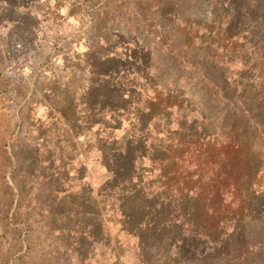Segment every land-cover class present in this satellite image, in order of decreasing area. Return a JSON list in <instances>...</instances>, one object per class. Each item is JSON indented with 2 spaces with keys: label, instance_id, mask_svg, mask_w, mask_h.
Returning <instances> with one entry per match:
<instances>
[{
  "label": "rangeland",
  "instance_id": "obj_1",
  "mask_svg": "<svg viewBox=\"0 0 264 264\" xmlns=\"http://www.w3.org/2000/svg\"><path fill=\"white\" fill-rule=\"evenodd\" d=\"M177 1L5 0L10 6L7 19L22 25L14 27L15 34L6 43L0 40V70L12 69L11 73L2 72L0 78V264H140L135 239L122 232L120 204H125V199H131L129 205L146 204L152 210L148 217L155 222L162 219L164 224L170 223L173 212L178 216L184 205L194 206L197 191L182 192L175 185L177 167L196 171L185 162L195 155L183 141L188 135H175L179 131L177 110L184 101L198 107L207 97L191 89L186 71L168 64L170 58L162 46L176 38L178 26H185L183 19L173 18L174 14L182 11L187 22L199 25L211 17V9L198 5L202 12L192 8L185 11ZM67 3L73 5L70 26L57 23L64 18V11L56 9ZM18 7L26 12L22 15ZM162 13L173 19L165 21ZM4 18L0 14V21ZM33 43L42 53L32 48ZM3 47L9 57L3 55ZM70 51L73 60L67 64L77 71L65 69L60 83L54 79L49 82L48 74L54 71L56 75L59 69L57 59L62 61ZM30 58L38 64L35 71L40 68L38 78L26 77L15 87L13 60L26 62ZM228 72L233 70L228 68ZM84 84L90 86L88 92L79 91ZM46 87L66 103L78 100L90 104L91 111L84 110L80 123L70 115L69 123L33 121L26 99L40 97ZM119 87L133 92L135 103L120 101L113 92ZM183 89L188 90L186 96ZM169 90H182L177 93L175 107L165 109L162 102L161 106H149L153 97L166 100ZM100 95L109 99L106 105L100 104ZM113 108L118 110L119 121L111 126L114 119L109 110ZM150 110L152 113L147 114ZM141 113L157 120L143 132L138 121ZM189 115L188 125L192 126L195 120ZM27 131L36 133L28 138ZM136 137L141 141L140 158H144L139 173L132 182L121 173L117 187L104 191L105 185L115 182L103 152L117 158L120 147ZM154 151L167 161L155 172L149 161ZM177 154L184 163L176 160ZM197 180L195 175L192 183ZM252 191H258L263 203L264 171L257 176ZM237 221L235 218L230 224L235 226ZM191 227L188 222L174 232L183 237ZM182 237L174 253L182 246ZM153 252V262L160 264L157 262L164 260L163 253L156 248Z\"/></svg>",
  "mask_w": 264,
  "mask_h": 264
},
{
  "label": "trees",
  "instance_id": "obj_2",
  "mask_svg": "<svg viewBox=\"0 0 264 264\" xmlns=\"http://www.w3.org/2000/svg\"><path fill=\"white\" fill-rule=\"evenodd\" d=\"M178 5L185 11L192 8L202 12L198 5L211 9V17L199 25L187 22L182 11L174 14L173 18L183 19L185 26H178L176 38L162 46L170 58L168 64L186 71L191 77V89L207 97L198 107L184 101L177 110L179 131L175 135H188L183 141L191 146L188 151L192 149L198 156L185 161L196 168L194 173L176 168L179 177L175 185L182 192L193 189L197 194L194 206L184 205L178 216L173 212L169 224L150 219L152 210L146 204L129 205L131 199H125V204H120L122 232L135 239L140 264L154 263L151 256L155 248L163 253L164 260L157 262L160 264H264V202H259L262 196L257 197L258 191H252L257 176L264 171V0H178ZM161 17L165 21L172 18L165 13ZM117 89L113 92L120 101L135 103L133 92ZM181 91L169 90L164 101L153 97L149 106L163 103L165 109L175 107ZM187 91L183 89L182 94L186 96ZM98 100L101 105L109 101L106 95H100ZM86 107L91 111L90 104ZM117 111L109 110L115 121L111 126L119 121ZM189 114L195 120L192 126L188 125ZM138 121L143 132L157 120L141 113ZM140 149L141 141L136 137L120 147L117 158L103 152L115 182L105 185L104 191L117 187L121 173L133 181L143 165ZM155 154L154 151L149 157L153 172L167 163L165 156ZM176 160L184 163L178 154ZM195 175L198 180L192 183ZM235 218L238 221L234 226L230 221ZM188 222L192 227L183 233V239L174 229ZM103 226L107 235L104 223ZM181 237L182 246L174 253ZM202 244L204 248H199Z\"/></svg>",
  "mask_w": 264,
  "mask_h": 264
},
{
  "label": "crops",
  "instance_id": "obj_3",
  "mask_svg": "<svg viewBox=\"0 0 264 264\" xmlns=\"http://www.w3.org/2000/svg\"><path fill=\"white\" fill-rule=\"evenodd\" d=\"M9 7L10 6L5 2V0H0V14H1V16H3V14L5 15V18L1 19V21H0V40L5 41V43L8 40H10L9 38L11 37L12 33L15 34L14 33L15 32L14 27L15 26L19 27L20 25H22L21 22H19V21H11V20L7 19L6 13L9 11V9H10ZM72 7H73L72 4L67 3L65 6H62L60 8L58 7L56 9L58 12L64 11V15H63L64 18H59V20H57V23H58V21L61 23L63 22L64 26H68L69 24L70 25L72 24L70 22V20L72 21V19H71ZM17 10L22 15L26 12L25 10H22L19 7L17 8ZM62 14H63V12H62ZM34 42H36V37L34 39ZM32 48H34V49L37 48L36 43H33ZM6 50L7 49H5L4 47L2 48L3 55L9 57L10 54ZM37 50L39 53H42V51H43L41 49V52H40V49H38V48H37ZM44 57H45V55H44ZM81 57L83 58V56H81ZM67 60H69V63L71 65V62L73 60L72 59V51H70L69 54H66V56L62 59V61H59V59H57L56 66H59V69L57 70L56 75L53 74L54 71L51 72L52 74H48L47 73L48 71L45 72V74L49 75V79H50L49 82H51V80L54 79V80H57L58 83H60V81L63 80V79H61L62 76L67 72L65 69H69V70L75 69V68L70 67L67 64ZM13 64L15 65V68L13 71H16L15 72V77H16L15 87L20 86L19 84L26 77L33 76V77L38 78L37 72L40 68L37 70V72L35 71V67L38 64L35 60H32V58L28 59L26 62H24L23 59H14ZM23 64H25V65H23ZM7 70L4 72H6V73L12 72L11 68H9ZM9 71H11V72H9ZM2 72H3V70L2 71L0 70V78H3L2 77L3 75L1 74ZM41 74H43V70H42ZM54 80H53V82H54ZM61 84H64V83H61ZM64 86H66V84H64ZM15 87L13 89H15ZM89 87L90 86L88 84H84L83 86H80L79 91L87 89L86 91L88 92L90 90ZM16 96H17V93H16ZM57 96L58 95H56V96L52 95V91L49 88H47V89L43 90V95H41L40 97H37V96L28 97V99H26V100H27L28 105H29V112L31 114L32 120L36 121L37 123L46 124V125L52 124L53 122L69 123V122H71V119H68L67 115H70V116L77 117V119L75 120L76 122H79V123L83 122L84 110L87 111L86 110V108H87L86 104L83 103L84 101L79 102L77 100V101H72V102L68 101V103H66L65 98H61V97H59V96L57 97ZM15 98L16 97H14V99ZM49 98L51 99V102H49ZM6 107H7V105H6ZM42 111H44L45 113H42ZM52 116H53V118H52ZM25 133H26L25 136L29 135L28 138H32L33 136L31 134H35L36 131L33 133L27 131ZM18 134H16V135H18ZM25 136H23V137H25Z\"/></svg>",
  "mask_w": 264,
  "mask_h": 264
}]
</instances>
